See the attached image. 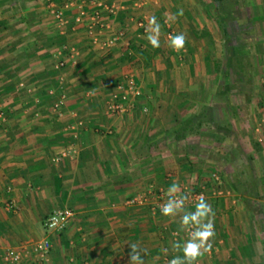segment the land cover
<instances>
[{"label": "crops", "instance_id": "crops-1", "mask_svg": "<svg viewBox=\"0 0 264 264\" xmlns=\"http://www.w3.org/2000/svg\"><path fill=\"white\" fill-rule=\"evenodd\" d=\"M93 1L54 0L69 22L61 28L47 0H0V112L5 116L0 124V264L8 248L28 247L47 235L52 247L43 264H127L131 242L146 250L145 264H168L179 254L172 251V241L186 238L179 217L174 221L153 213L148 204L130 205L128 199L168 189L173 181L181 189L187 184L205 186L208 192L210 168L218 166L214 150L233 164L243 149L241 143L232 146L226 127L215 130L210 121L200 126L191 121L201 100L212 104L225 101L223 97L208 94L205 99L198 90L209 84L203 80L196 88L193 77L175 67L168 70L167 83L163 73L168 72L156 66L157 57L145 65L138 50L150 45L138 20L147 27L154 15L164 25L173 21L166 14L183 9L175 21L182 22L183 30L190 27L186 38L191 52L212 55L208 46L217 37L212 19L222 17L223 0H147L140 8L122 0L111 21L113 30L124 29L125 37L111 47L93 43L85 22L75 23L80 8L91 10ZM234 2L248 8L250 20L264 18V0ZM66 44L77 48L74 63L67 53L59 54ZM61 59L65 65L58 69ZM127 76L142 95L126 112L108 111L115 84ZM59 99L61 114L53 110ZM246 117L240 114V119ZM179 128L186 129L185 136L177 137ZM233 130L243 135L239 124ZM253 134L264 158V141ZM188 148L197 155L186 154ZM242 161L252 168L253 159ZM221 170L224 192L206 195L215 211L213 248L198 264H264V170H238L233 179ZM58 208H69L74 215L64 230L50 233L45 221Z\"/></svg>", "mask_w": 264, "mask_h": 264}, {"label": "rangeland", "instance_id": "rangeland-1", "mask_svg": "<svg viewBox=\"0 0 264 264\" xmlns=\"http://www.w3.org/2000/svg\"><path fill=\"white\" fill-rule=\"evenodd\" d=\"M223 2L225 4V11L222 17L220 18L217 14L212 19L216 27L217 36L216 39L211 40V42L209 41L208 47L212 55L205 56V58L202 54L203 52L193 55L188 45L187 38L183 50L180 52L173 51L169 47L168 31L174 30V35L183 33L186 36L187 31L191 29L185 26L188 24L186 20H183L184 26L186 27L185 30H183L182 22L177 23L175 20H167V24H169L170 27H167L165 22V26L162 23L160 24L162 31L160 35V51L159 55H156L157 58L155 59L157 60L154 59L156 66L165 68V59L169 57L168 59L172 64L169 69L175 67L178 69L177 72L179 74L183 72L187 76L189 74L190 77H193L194 83L197 84L196 88H198L199 84L204 80V83L209 85H207V87L204 86L203 90L202 88L195 90L200 91L199 95L204 94L203 96H205V99L208 94L214 95L215 99L219 97L225 99V101H213L212 104L206 102L202 103L203 101L201 100V103L195 106V110L198 114L205 106L212 107L213 110L212 112L210 111L211 114L208 115L212 117L210 121L211 126H213L215 130L221 129L223 126L226 127V129L223 128L224 131L228 132L230 141L235 142L232 146L238 143L243 145V149L237 151L236 159H238V162L233 164H229L226 161L223 162L222 157H220L222 156L220 151L214 150V152L217 153L214 156L218 161V166L214 165L213 168H210V173L212 174L215 172L220 175V189H224L226 184L223 177L224 172L221 170V167L226 169L225 173L231 174L230 177H232V179L234 173L238 172V170H241L243 174L252 173L253 169L255 174H259L258 172H261L262 169L264 170V158L260 157L257 153L259 149L256 146L253 134V131L257 132V138H259L257 140L259 142L264 141V137H262V133L264 132V18L250 20L251 16L247 13V7L241 4L238 6L237 3L235 4L234 0H223ZM92 9L87 12H91ZM177 24L180 25L177 26ZM68 30L69 29H67V31ZM235 54L242 56L240 61L242 62L243 71L241 74L237 73L236 61L233 57ZM194 68H196L195 71ZM156 73L157 76L160 75L158 70ZM172 73L174 74L175 72ZM170 78L169 72L167 74L165 72L163 73V79L166 80L167 83H169ZM173 78H175L174 75ZM171 92L172 89L170 94ZM182 93L184 96L189 94L188 90H184ZM242 99L246 101V103L242 102L238 104V101L241 102ZM247 100L250 102H247ZM240 114L247 117L245 119H240ZM195 117L192 118L191 121L197 122V114ZM232 117L235 119L233 124L229 121V118L232 119ZM261 118H263V120H261ZM236 123L239 124L241 132H243L242 136H237L236 131L233 130V126L237 125ZM238 148L240 147L238 146ZM243 157L253 159V162H251L252 168L250 167L248 169L243 167L246 163L242 161ZM208 187L211 188L210 183ZM163 189H165V187H163ZM159 190L146 192L149 196L148 201L150 203L155 202L154 197ZM210 190L211 189L208 190L207 194ZM152 196L154 197L152 198Z\"/></svg>", "mask_w": 264, "mask_h": 264}, {"label": "built area", "instance_id": "built-area-1", "mask_svg": "<svg viewBox=\"0 0 264 264\" xmlns=\"http://www.w3.org/2000/svg\"><path fill=\"white\" fill-rule=\"evenodd\" d=\"M135 8H140L147 0H131ZM51 13L53 14L59 27H65L69 22L64 16V10L57 7L53 1H49ZM122 8V0H94L93 9L91 12H87L80 8L79 14L75 18V23L85 22V31L86 34L90 37L93 43H97L102 47H111L112 45L120 42L125 37L124 29L113 30L112 28V19L116 17L119 11ZM167 27H170L165 20ZM137 25L142 29V32H145L146 25L142 19L137 21ZM107 33L106 36L102 39V34ZM174 31H168L167 36L174 35ZM128 44V41H125ZM67 53L71 59V62H75V56L77 54V48L74 45H64L61 53ZM65 65V60L61 59L57 62L56 68L60 69ZM21 86H24L23 83H20ZM142 95V89L138 86L132 76H127L122 80H119L108 98L106 107L108 111L114 113H123L128 109L132 108L134 101ZM61 103L62 99L57 100L53 104V110L58 114H61ZM5 120V116L0 112V124ZM81 124V123H80ZM264 137V132L262 133ZM261 140V138H260ZM66 152H63L65 155ZM57 159V158H56ZM221 178L220 175L213 172L211 174V191L212 194L223 193V189H220ZM167 188H161L158 193L155 195V202L150 203L149 196L146 193H138L128 199V204L130 205H147L149 204L150 210L153 213H160V205L163 204L166 200L165 192ZM184 193H191V198L186 204L187 206H194L195 199L203 194L206 198L207 189L205 186L200 188H192L187 185L183 186L181 189ZM8 208L13 206V201L7 203ZM74 212L69 208H58L55 209L45 221V227L50 233H57L64 230L71 218L73 217ZM56 217L57 223L55 226L52 225V218ZM176 234V235H174ZM172 235L177 237L179 235L178 230L172 231ZM186 236V232H185ZM52 247L51 238L47 235L43 238L35 241L28 247L21 249L17 248H8L2 255L3 264H26L27 261H34L36 264H43L49 259L50 250Z\"/></svg>", "mask_w": 264, "mask_h": 264}, {"label": "clouds", "instance_id": "clouds-1", "mask_svg": "<svg viewBox=\"0 0 264 264\" xmlns=\"http://www.w3.org/2000/svg\"><path fill=\"white\" fill-rule=\"evenodd\" d=\"M183 15V9H179L174 15L168 16V19L175 20L178 16ZM161 25L157 18L153 15L148 18V24L145 28V38L153 48L160 47ZM169 47L180 52L185 48L186 36L183 33L169 35ZM166 200L160 205V213L164 217H168L176 221L178 219L179 230L186 232V238L181 240H173L171 249L174 253L168 261V264H198V261L209 254L213 248V240L215 238V211L212 205L207 201L205 196L201 194L195 199L194 210H187L186 204L191 198V193H184L181 186L173 181L171 186L165 192ZM57 223L56 217L52 218V225ZM176 235V234H174ZM128 260L127 264H145L144 256L146 250L138 243L131 242L128 244ZM165 253L168 249H163Z\"/></svg>", "mask_w": 264, "mask_h": 264}, {"label": "trees", "instance_id": "trees-1", "mask_svg": "<svg viewBox=\"0 0 264 264\" xmlns=\"http://www.w3.org/2000/svg\"><path fill=\"white\" fill-rule=\"evenodd\" d=\"M217 1V0H216ZM217 6V10L221 11V7L219 8V5H216ZM140 51V55H142L144 61H145V65H151L152 64V61L154 59V57L156 55L159 54V48L156 49V48H153L151 45H148L147 44V47H144L143 49H138ZM235 58V65L237 67V73L238 74H241L242 71H243V66H242V62L240 61L241 60V55H238V54H235L233 56ZM169 58V57H168ZM165 59V62H166V66H165V69L166 71L168 72L169 70V67H171V62L169 59ZM213 108L212 107H208V106H205L201 112L199 114H197V119L198 121L196 122V126H200L202 124L203 121H211L212 117L208 116L209 114H211ZM211 111V112H210ZM196 118V117H195ZM186 129L185 128H179L178 130H176V133H177V137H181V136H185L186 135ZM218 136V135H216ZM195 147H193L194 149ZM186 154H194V155H197V152L193 151V150H190L189 148L186 150Z\"/></svg>", "mask_w": 264, "mask_h": 264}]
</instances>
